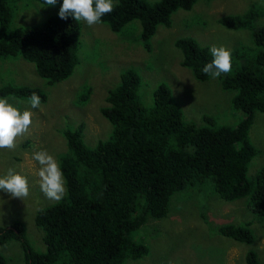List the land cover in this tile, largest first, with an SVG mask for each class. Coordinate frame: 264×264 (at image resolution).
Returning <instances> with one entry per match:
<instances>
[{
    "label": "trees",
    "instance_id": "1",
    "mask_svg": "<svg viewBox=\"0 0 264 264\" xmlns=\"http://www.w3.org/2000/svg\"><path fill=\"white\" fill-rule=\"evenodd\" d=\"M197 1L117 0L114 11L101 23L118 32L139 21L142 43L149 48L158 25L170 26L177 9L190 10ZM259 1L242 14L218 19L226 28L248 29L251 34L250 49L231 51L232 70L218 78L223 89L234 91L231 106L244 113L234 126L217 125L211 117L201 126L185 120L165 83L154 88L151 105H145L139 94L140 73L125 68L99 108L111 124L108 138L89 147L83 140L84 122L62 131L67 151L59 163L67 194L59 203L39 209L34 218L43 230L44 250L33 249L18 221L0 227V244L18 240L25 264H126L127 258L148 252L132 233L150 218L164 217L174 192L207 178L220 198L247 197L251 210L264 215V165L253 178L247 175L249 162L258 152L249 129L255 113L264 112V0ZM12 16L7 0H0V59L12 56L32 63L49 85L69 77L79 63L80 22L71 16L60 19L56 13L37 24L10 27ZM175 46L182 54L181 66L199 81L210 77L202 72L212 60L208 46L192 37L177 39ZM33 92L41 102L46 100L44 89L37 86L10 80L0 85V97L29 100ZM217 230L253 242L254 234L246 224H226ZM245 263L260 264L256 252L248 251ZM0 264H8L1 254Z\"/></svg>",
    "mask_w": 264,
    "mask_h": 264
},
{
    "label": "rangeland",
    "instance_id": "2",
    "mask_svg": "<svg viewBox=\"0 0 264 264\" xmlns=\"http://www.w3.org/2000/svg\"><path fill=\"white\" fill-rule=\"evenodd\" d=\"M254 1L260 5L259 0H198L190 10L177 9L171 15L170 26H157L148 42L149 48L142 43L141 25L137 20L118 32L104 23L88 26L79 21V63L69 77L51 85L36 74L32 63L20 57L0 59V85L10 80L40 87L47 95L37 109H32L28 100L15 97L24 102L20 105L21 111H31L32 123L28 134L17 138L15 148L0 149V176L9 169L24 175L29 195L22 200L0 191V227L20 222L33 249L44 250L43 230L35 225L34 218L39 209L54 202L40 189L39 164L32 158L33 152L46 150L59 162L61 154L67 151L62 131L80 122H84L83 140L89 147L99 139L108 138L111 124L99 108L125 68L133 67L140 73L139 94L145 105H151L154 88L165 83L181 106L185 120L201 126L211 117L217 125L234 126L244 115L231 106L234 91L223 89L218 78L197 80L190 69L181 66L182 54L175 41L192 37L209 49L215 45L247 53L251 47L249 30L226 28L218 19L227 14L244 13ZM7 2L13 13L10 27H20L37 24L58 13L63 0L44 7L38 0ZM85 91L87 95H83ZM249 139L258 149L248 165L247 175L253 178L264 165V112L255 113ZM226 224L248 225L254 234L253 242L221 235L217 229ZM132 234L133 239L147 246L148 252L140 258H127L126 264H246L248 251L256 252L260 264H264V215L251 210L247 197L220 198L208 178L174 192L167 214L150 218ZM0 254L8 264H25L18 240L1 243Z\"/></svg>",
    "mask_w": 264,
    "mask_h": 264
},
{
    "label": "clouds",
    "instance_id": "3",
    "mask_svg": "<svg viewBox=\"0 0 264 264\" xmlns=\"http://www.w3.org/2000/svg\"><path fill=\"white\" fill-rule=\"evenodd\" d=\"M57 0H44V6H54ZM117 6V0H63L58 16L60 19L73 17L75 21H83L88 26L101 23L102 17L110 14ZM212 60L206 63L202 72L213 79L228 74L232 70V53L223 46H212ZM24 102L15 97H0V149H13L17 138L24 137L29 132L32 123V113L21 111ZM32 109L40 107L41 98L33 92L28 100ZM32 158L38 162L40 189L45 197L59 203L67 194L66 180L58 160L46 150L33 152ZM0 191L8 193L12 198L25 200L29 195L27 178L9 169L7 174L0 176Z\"/></svg>",
    "mask_w": 264,
    "mask_h": 264
}]
</instances>
